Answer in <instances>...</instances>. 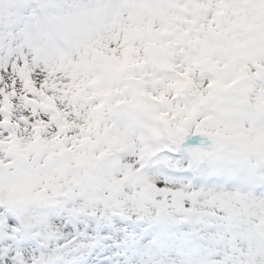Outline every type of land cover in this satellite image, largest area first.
I'll list each match as a JSON object with an SVG mask.
<instances>
[{
  "label": "snow or ice",
  "instance_id": "1",
  "mask_svg": "<svg viewBox=\"0 0 264 264\" xmlns=\"http://www.w3.org/2000/svg\"><path fill=\"white\" fill-rule=\"evenodd\" d=\"M66 4L71 64L25 54L0 67L7 231H26L18 215L60 210L101 229L151 225L145 239L188 233L195 251L168 247L160 264H245L254 242L264 259V235L241 239L231 220L264 202V35L240 23L264 0H58L42 11Z\"/></svg>",
  "mask_w": 264,
  "mask_h": 264
},
{
  "label": "rangeland",
  "instance_id": "2",
  "mask_svg": "<svg viewBox=\"0 0 264 264\" xmlns=\"http://www.w3.org/2000/svg\"><path fill=\"white\" fill-rule=\"evenodd\" d=\"M5 1L13 7H2L0 11L5 9L11 18L14 17L16 11L20 15V20L26 14H30L26 7H22L21 0ZM57 3L53 2L54 5ZM42 7L47 10L51 9L50 2L43 4ZM69 12V7L66 4L63 9L49 11L44 22L34 20L33 16L28 15L23 19L24 29L21 31L16 29L14 33L9 32L10 22H5V31H0V43H5L4 46H0V67L8 65L10 61H15L17 58H23L25 54L30 56L33 61L40 60L55 70H62L67 67V64H71L68 40L74 29L68 24L72 22L75 26V21L73 13L69 17ZM161 20L164 23L169 22L164 15L161 16ZM32 21H35L36 25L31 24ZM13 23L15 22H11V24ZM240 23L245 25V35L248 33L264 35V11L241 12ZM11 42L15 48L19 45V49H13L15 51L8 54V50L5 51V48ZM39 43H42L43 49H38ZM16 73L25 81L26 85L30 83L27 80L28 73L25 69H16ZM100 183L116 195L118 183L108 184L103 180ZM69 218V216L63 215L60 210L51 214L28 215L22 218L18 215L17 219L26 231L17 235L15 228L12 231H7L9 226L6 220L1 217L0 264H25V252L28 254L27 258L34 264H43L45 259L61 260L63 264H129L134 255L142 257L148 264H160L159 260L162 255L166 254L168 247L174 246L177 249L195 251V246L189 248L187 245L191 241L188 238V233L177 236L175 232L168 233L159 230L153 238L145 239V233L151 225L141 227L135 220L131 224L109 230L101 229L98 226H89L83 222L80 224L74 221L70 223ZM231 220L235 228V236L254 240V231L259 230L264 233V202L256 200L249 205L242 204L232 213ZM26 236L29 238L37 236L40 239L26 248L24 246ZM49 243H51V250L45 257L40 249H48ZM254 247L258 248L255 252ZM249 253H252L250 256L252 264H264V259L259 262L253 259L255 255L261 253L256 242L249 245V252L246 255Z\"/></svg>",
  "mask_w": 264,
  "mask_h": 264
}]
</instances>
